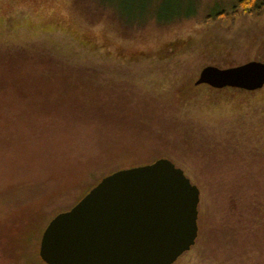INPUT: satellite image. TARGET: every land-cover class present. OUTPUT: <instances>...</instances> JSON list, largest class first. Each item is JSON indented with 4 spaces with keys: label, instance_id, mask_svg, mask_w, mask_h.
<instances>
[{
    "label": "rangeland",
    "instance_id": "374dc122",
    "mask_svg": "<svg viewBox=\"0 0 264 264\" xmlns=\"http://www.w3.org/2000/svg\"><path fill=\"white\" fill-rule=\"evenodd\" d=\"M239 2L0 0V264H41L14 237L74 205L89 170L162 157L201 192L174 264H264V87L196 85L264 62V0Z\"/></svg>",
    "mask_w": 264,
    "mask_h": 264
},
{
    "label": "water",
    "instance_id": "95a60500",
    "mask_svg": "<svg viewBox=\"0 0 264 264\" xmlns=\"http://www.w3.org/2000/svg\"><path fill=\"white\" fill-rule=\"evenodd\" d=\"M264 87V62L205 66L196 85ZM200 189L169 158L106 175L45 228L46 264H174L196 243Z\"/></svg>",
    "mask_w": 264,
    "mask_h": 264
},
{
    "label": "trees",
    "instance_id": "16d2710c",
    "mask_svg": "<svg viewBox=\"0 0 264 264\" xmlns=\"http://www.w3.org/2000/svg\"><path fill=\"white\" fill-rule=\"evenodd\" d=\"M257 3H258V0H240L239 5L244 8L245 12L246 11L253 12L257 8ZM158 17H159L158 18L159 20L162 19L160 16H158ZM169 18H172V17H168L167 19H169ZM33 47H35V46H33ZM33 47H29V48H32V50H33V49H35ZM22 49L23 50H20L19 49V51L26 53V50L24 51V48H22ZM28 50L30 51V49H28ZM190 84H192V83H190ZM100 172L101 171H99L97 169H91V170H89V176H88V178H89V180L90 179L91 180H94L95 183L92 184L88 188V190H86L85 193L79 199H77V202H79L99 182V179L102 177V175L100 174ZM99 176H101V177L98 179ZM74 205L69 206V207H65V208H57V209H55L54 212L50 215L49 218L52 219L58 213L63 212V211H66V210H69ZM49 220L47 219V223L45 222V224H42L40 226H37V225H33L32 224L31 227H29L27 229V231H25L26 230V228H25L24 230H21L19 233H17L16 236L14 237L13 242L15 243V246L18 249L20 248L22 251H25L27 253V254H23L22 253L25 256V258H27V259H36V261H38V263L46 264L40 258L37 250H38V247H39V242H40L41 236H42V234H43V232H44V230H45V228H46ZM13 247H14V245H13ZM31 252H33L34 255H32ZM25 261L27 262V260H25Z\"/></svg>",
    "mask_w": 264,
    "mask_h": 264
},
{
    "label": "flooded vegetation",
    "instance_id": "af4514ba",
    "mask_svg": "<svg viewBox=\"0 0 264 264\" xmlns=\"http://www.w3.org/2000/svg\"><path fill=\"white\" fill-rule=\"evenodd\" d=\"M194 184H196V183H194ZM198 209H199V207H198ZM199 215H200V211H199ZM198 220H199V217H198ZM196 244H197V240H196V243L192 246V248L195 247ZM192 248H191V249H192ZM191 249H190V250H191ZM186 253H187V252H186ZM184 254H185V253H184ZM182 256H183V255H182Z\"/></svg>",
    "mask_w": 264,
    "mask_h": 264
}]
</instances>
